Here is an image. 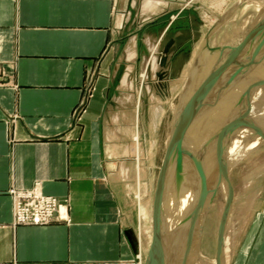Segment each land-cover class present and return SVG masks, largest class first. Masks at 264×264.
Segmentation results:
<instances>
[{
  "label": "crops",
  "instance_id": "1",
  "mask_svg": "<svg viewBox=\"0 0 264 264\" xmlns=\"http://www.w3.org/2000/svg\"><path fill=\"white\" fill-rule=\"evenodd\" d=\"M155 1L0 0V264H138L131 191L109 168L116 160L106 146L123 134L118 107L125 99L136 95L139 104L166 93L158 83L186 63V24L197 34L195 14L204 6ZM173 5L179 21L142 28L139 18ZM169 41L176 61L168 55L161 66L156 51ZM128 129H135L133 118ZM36 182L66 199L67 219L12 223L9 189ZM233 258L231 264H264V188Z\"/></svg>",
  "mask_w": 264,
  "mask_h": 264
},
{
  "label": "rangeland",
  "instance_id": "2",
  "mask_svg": "<svg viewBox=\"0 0 264 264\" xmlns=\"http://www.w3.org/2000/svg\"><path fill=\"white\" fill-rule=\"evenodd\" d=\"M184 1L189 5L190 4L189 2L191 0H184ZM202 3L204 5L202 10L203 13H201V11H198V14H195L196 19L200 23L198 25L199 27L197 34H193L190 32L191 23L189 22V20L187 21L186 24L188 28V33H187L188 39L187 41H185L186 43L183 44L186 46V50H184V52L187 53L188 55L186 63L181 64L180 65L181 67L179 66L180 69L178 66L176 68L172 66L171 76L169 77L167 74L169 80H167L164 83L162 82L160 85L158 83V88L165 89L166 93H155V95L149 96V98L146 97L140 98L139 104H137L136 102L137 101L136 95L134 100L132 99V101L130 99L127 100L125 99V102L123 104H120L121 107H118V110L120 108L122 109V115H121L123 119L122 123L125 128L123 134L118 136L117 142L119 143H116V140H114V143L113 142L107 143L106 146L107 156L109 158H113L116 160V161L109 160L108 163L109 168L120 171V174L123 176V178H125V180L128 183L127 184L128 189L131 191L127 200L131 207L129 217L132 219L133 222V230L135 231V233H137L139 237V250L136 257L138 264H160L162 262V259H159L158 256L156 257L159 260L155 259L156 258L155 254L156 253L159 254V253L158 252L155 253V248L153 246V244H155L156 242L154 239L155 238L153 232L154 225L151 216H153L152 211L156 199L155 191L158 185L157 182H160L159 177H161V176L158 177L159 170L164 157L166 145L169 140L171 141L173 140L174 142L175 148L173 150L179 151L178 153L182 155L181 153L182 149L180 148V146H181V139L183 134L181 137L178 136V131L175 129V127L177 125L176 124L177 117L178 116L180 117L183 113L182 107H184L186 103H189L191 101V99H188L189 97H183L185 101L183 100L182 102L185 105L182 103V105L180 106V97L182 95L183 86L186 80L191 79L194 80L195 82L185 92V93H189V91L191 92V90L193 91L195 89L194 86L196 85V83L202 80V78L204 77L201 76L202 74L204 75L206 72L211 71L213 75L211 80L214 81L215 79L213 78H215L216 75L218 76L219 72L222 73L220 74V76L216 77L217 79L216 81L217 83L215 82L216 85L214 83H213L214 85L210 83L211 80L209 79L210 80V82L208 81L209 88H207L208 90L206 91V93L211 94L212 92L211 90H214L211 95L213 96L214 93V95L218 96L219 93L222 91V89L223 90L227 89L226 92L224 90L223 93L226 94L231 93L228 96V99L230 98L228 100V104L229 103L236 104L238 94L242 93L241 92L243 91L242 89L244 90L248 89L247 86L248 84L252 86V87L250 86L251 92L249 91L245 97V99L247 100V101L245 100L246 105H244L243 107L236 106L237 108L240 107L239 110H237V108L233 109V106H235L234 104H232V106H230V104L229 105L227 104L228 109H226L225 112L228 113L230 111L229 108L232 107L230 108L232 109V111L230 112L232 114L235 113V115L239 113L237 115L238 117L232 118L235 115L231 114V117L229 118L227 117V119L220 121V123L222 122V124L224 123V125H226L228 122L229 124L233 123L232 133H231L233 135L238 134L239 136L240 135L244 136L246 135V132L249 130V133L246 135V137H249L250 131L255 128L254 126L256 125V119L258 118L257 113L258 111H261V107L262 105H264V97L259 95V93H261L262 91L261 89L264 87L262 83L263 81L262 77L264 75V67L260 65L259 61L256 64L255 63L256 61H254L253 57L244 58L241 57L240 55L242 52H245L246 50L247 51L249 49L251 50L252 46L257 45L261 41L262 36L264 35V0H203ZM178 8H179L178 6L173 5L171 10L167 11L165 14L162 13L161 15H157V16L155 15V17H152L149 20L144 18H139L143 26L142 28L144 29V27L146 25L148 26L149 24H151V22H153V24L158 25L161 22H163V20L164 21L169 20V22L172 21L174 22L176 20L179 21L177 17L181 10ZM182 12L184 15L190 17L188 15L187 9L182 10ZM171 28L172 30H174L173 26ZM259 28H262L260 29L261 32L258 31ZM235 49L236 51L234 52ZM237 50L239 51V53ZM176 52L177 51L174 48L170 49V51L168 49L166 53L165 64L166 62L168 63V55L173 56L172 62L176 61L174 59V55L177 54ZM156 53L159 54L158 58L157 57L156 58L158 64L160 65V55L162 53L159 49H157ZM201 55H203V57H205L206 60H204V58ZM223 55L229 57L223 60L222 63L223 66L222 65L219 66L218 59L222 58ZM136 60H137V64H140L141 61L140 46L137 50ZM248 61H250V63ZM196 64L199 65L197 66ZM251 64L254 67L253 69L250 68V66H252ZM228 65H230L229 67L232 66V68L227 69ZM255 67H258L259 70H257V68ZM250 69H252L253 72L255 73L251 72ZM201 70H202V74H199ZM256 70L259 72H257ZM223 74L226 76H224ZM138 76H141V73H139ZM220 78H223L227 83L229 82L228 83L229 85L231 84L230 82H232V85H230L232 87H230L227 83H224V85L225 84L226 85L224 86L225 88H223L221 85L222 81L221 83H219L221 80ZM261 85L263 87H260ZM237 86H239L240 89L239 87L237 88ZM234 88L239 89L240 92L239 90ZM252 94L254 96H252ZM126 95L127 93L117 94V96L119 97L122 96L126 97ZM208 98H211V96ZM136 104L137 106L139 105L138 117H136L135 114V109H137ZM187 106L188 104L185 106V108L186 111L187 110L188 111L184 112L183 115L185 116V118L180 117V121L185 119L186 122L187 121L190 122L189 119L192 117L191 114L192 110L190 109V106H188L189 108H187ZM191 108L194 109V106H192ZM206 108L208 109V111ZM205 110L210 113L209 114L206 112L208 114L206 115V118L209 115L212 116L214 112L215 114L212 117H215V115H217L216 112L218 111L216 108L212 110V106L210 107V105L205 106ZM240 110L246 111L249 115H247V117L244 114L242 115V111ZM239 115L243 117H240ZM249 116H251L252 118ZM132 118L134 119L135 122V129L134 131L131 132L129 131L128 126ZM240 121H242L243 125L241 126L243 130L248 128L246 129L247 131H245V134L240 133V131L244 132L243 130H241L242 129L241 127L240 130L235 129L237 128L238 124L240 126L241 124ZM189 122L187 124H190ZM211 123L215 124L214 121H212ZM212 124L211 125L209 124L208 126L209 127L213 126ZM258 129L259 130H255V132L253 131L254 133L251 132L252 137L254 136L253 134L255 133L257 134L260 130H262L261 127H259ZM237 131L239 133H237ZM208 132H209V128H208ZM208 132L204 134L203 137L207 135L208 138V136L210 135V132L209 133ZM233 135H230L229 133L230 138L233 137ZM111 138L112 135L107 133V139L110 140ZM234 139L237 141L236 138ZM234 139L232 141L231 138L229 140L230 142L228 141L229 144L228 142H226L227 144L224 145V151L221 153L222 155L223 154L227 155V152L229 150L228 148H230V146L232 145L231 141L233 143L235 142ZM242 141L243 140L241 139V142ZM243 144L238 145V147L235 145V143L232 145L233 149L237 148L238 152L241 151L239 154L242 155L239 156V154L236 153L237 150L236 149L233 150L235 152H233L232 157H234L236 160L234 163L232 164L229 163L226 165L227 167L226 174L224 173L223 179L217 185L216 191L212 199L210 200L209 204H207L208 207L206 208L205 214L202 219V224L200 227V236H199L200 250L196 264H201V263L205 264L206 262H208L206 264H210V263L213 264V259L216 258L217 230L225 203L226 187H225V182L223 181L225 176L230 181L231 194H230V200L228 206L226 208L225 218L223 221L222 234H221L222 249H223L222 264H231L232 260L234 259L233 258L234 253L236 249L239 247V243L243 237L244 231L247 228V223L252 215V212L259 204V198L264 188V139H260V142H257V144H254L253 146L246 148L248 150L245 149V146ZM242 146L244 147V149L242 148ZM177 147L180 148V150H178ZM239 148L240 149L242 148L243 150H240ZM183 154L185 155V153ZM214 185L211 188L212 190L214 188ZM226 247H227V251L224 250V248ZM168 248L169 247H165L164 250L165 253H168L169 250ZM160 253L161 256L164 255V253H162L161 251Z\"/></svg>",
  "mask_w": 264,
  "mask_h": 264
},
{
  "label": "bare ground",
  "instance_id": "3",
  "mask_svg": "<svg viewBox=\"0 0 264 264\" xmlns=\"http://www.w3.org/2000/svg\"><path fill=\"white\" fill-rule=\"evenodd\" d=\"M157 2L158 1L156 0L155 4ZM146 4H147V2H146ZM260 29H262V28H259L258 31L261 32ZM201 56L203 57V55H201ZM228 57L229 56L223 55L222 58H219L218 59V65L221 66L223 63V60L225 58H228ZM203 58H204V60H206L205 57H203ZM250 60H251V58H250ZM248 62L250 63V61H248ZM255 63L257 64V62H255ZM255 63H254V65H255ZM196 65L198 66L199 64H196ZM229 66L230 65H228L227 69L232 68V66L231 67H229ZM258 66H259V63H258ZM250 68L253 69L254 68L253 65L250 66ZM255 68H257V70H259L258 67H255ZM215 69H216V67H215ZM252 69H250L251 72H253ZM224 70H226V69H224ZM257 72H259V71H257ZM253 73H255V72H253ZM199 74H202V70ZM220 74H222V73L219 72L218 76H220ZM247 74H248V72H247ZM201 76L202 77L204 76V77L203 78L201 77L202 80H200L199 82L196 83V85L194 86L195 89L193 91L191 90L192 93L189 91V93L184 94V97H189L188 99H191L190 102L187 101L189 103H186V105L188 104V106H190V109L192 110V112H191L192 117L190 116L191 118L189 119L190 122L189 121L186 122L185 119L180 121V119H179V122H178L179 125L177 126V129L175 128L178 131V136L181 137L183 134L182 139H181V146H180V148L182 149V151H181L182 155L178 153L179 151L173 150L175 148V145L173 143L169 152L167 153V155L165 156V158L162 161L163 164H162V168L160 170V172H161L160 176L161 177H159L160 182H158V187L160 188V189L158 188L159 189L158 192H160V193H158V195L155 199L156 208L154 209L155 211H152L153 216H151V217L153 219L152 222L155 224L153 232H154V236H155L154 239H155L156 245L153 244V246L155 248V253L156 252L159 253V254H157V253L156 254L154 253V254H155V257L158 256L159 259H162V262H161L162 264H165V263L166 264H196L197 263V258H198L199 250H200V248H199L200 227L202 224L203 216H204L205 211H206L207 204L209 203V198H210L209 195L213 191L211 188L217 182L218 178L221 176L223 158L226 156L227 158L225 159V163L228 162V159L233 155V152H235L233 150L234 149L237 150V148L233 149L232 145L234 143L237 147H238V145H241L244 143L243 145L245 146V149H246V148L253 146L254 144H257V142H260V139H264V127H263L264 126V108H263L264 105H262V107L260 106L261 111H258V113H257L258 115L256 114L258 116V118L256 119V125L254 126L255 128L250 131V136L252 135L251 132H253V131L255 132V130H259L258 129L259 127H261L262 130H260L257 134L255 133L256 135L253 134L254 135L253 137L252 136L246 137V135L249 133V130L248 131L246 130L248 128H246V129L244 128L245 130H243V128L241 126L243 124H242V121H240V123H241L240 126L238 124L237 128H235V129L240 130V127H241L242 128L241 130H243L244 132L240 131V133L245 134V131H247L246 135H244L245 137L241 136V135L239 136L238 134L237 135L239 137L235 134L233 135V134H231L233 123L229 124V122H228L226 125H224V123L222 124V122L220 123L221 120L227 119V117L228 118L231 117L232 113L230 111H232V109H230V108H232V107L229 108L230 115H229V112L228 113L225 112V110L228 109V105L230 104V103L228 104V100L230 99V98L228 99V96L231 93H227L228 94L227 95L226 93H223L225 89L224 90L222 89L221 92L219 91L220 93L218 96L214 95V93H213V96H214L213 97L211 94L214 90H211V89L214 87H212L210 89L212 91L211 94L206 93V91L208 90L207 88H209L208 84L213 77L211 71H208L204 75L202 74ZM218 76L216 75V77H218ZM224 76H226V75H224ZM216 77L213 78L215 80L214 81L211 80L210 83H212V84L214 83L216 85V83H217ZM246 78H247V76H246ZM220 79L221 80L219 83H221V81H222L221 85L223 88H225L224 86L226 84L224 85V83H227V82H225V80L223 78H220ZM232 80H235V79H232ZM242 81H244V80H242ZM234 82H236V81H234ZM230 83H231L230 85H232V82H230ZM238 83H239V81H238ZM243 83H246V82H243ZM212 84H211V86H212ZM236 84H235V86H236ZM233 85H234V83H233ZM263 86L261 85L260 87H263ZM230 87H232V86H230ZM238 87L239 86H237V88ZM237 88H234V89H237ZM220 89H221V87H220ZM239 89H240V87H239ZM239 89H237V90H239ZM226 90H225V92H226ZM242 90H244V89H242ZM261 90L264 91V87ZM262 91H261V93H259V95L264 97V92H262ZM239 92H240V90H239ZM235 94H238V93H235ZM207 96L208 97L211 96V98H208ZM215 96H216V98H215ZM252 96H254V95L252 94ZM255 97H257V96H255ZM246 101H245V105H246ZM190 104H193V105H190ZM232 104H234V103H231L230 106H232ZM255 104H256V102H255ZM178 105H179V103H178ZM209 105H210V107L212 106V110L215 108L218 110L216 112L217 115H215V117H212L215 114V112L213 111L214 114L212 115V113H213L212 112L211 113L212 116L209 115L206 118V115H208L207 113H209V112H207L208 111L207 108H206L207 111L205 110V106H209ZM185 106L182 107L183 113L180 116L181 118H183V117L185 118V116H183L184 112L188 111V110L186 111ZM188 106H187V108H189ZM192 106H194V109L191 108ZM235 108H237V107L233 106V109H235ZM239 108H237V110H239ZM246 109H248V108H246ZM244 110H245V107H244ZM177 111H178V108H177ZM240 111H242V115L244 114L246 117H247V115H249L246 111H243V110H240ZM244 112H246L247 114ZM238 114L235 115V113H233L232 115H235V116L232 118H235V117L237 118ZM187 116H188V114H187ZM239 116L243 117L241 115H239ZM249 117H251V116H249ZM232 118H231V120H232ZM212 121H214L215 124H212L211 123ZM188 122L190 124H187ZM208 123L210 125L212 124L213 126H210L211 127L210 128L208 126L209 125ZM245 126H246V124H245ZM208 128H209L210 135L208 136V138H207V135H205L203 137V135L208 132ZM238 131H237V133H239ZM229 133H230V135H233V137H231L232 141L234 138H236L237 141L235 139H234V141H235L234 143L231 141L232 145L230 146V148H228L229 150L227 152V155H225V154L220 155V154H218V151L221 148V146L227 144L226 142H228L231 139L229 136ZM175 136H177V135H175ZM235 136H237L239 139ZM228 137H229V139H228ZM248 138H249V140H248ZM241 139L245 142H243V141L241 142ZM248 141H250V142H248ZM229 142H228V144H229ZM180 148H178V150H180ZM242 148L244 149L243 146H242ZM242 148L241 149L239 148V149L243 150ZM246 150H248V149H246ZM240 152H238V150H237L236 153L239 154ZM183 153H185V155ZM241 155L242 154H239V156H241ZM159 195H160V198H159ZM171 234H172V236H171ZM154 239H153V242H154ZM165 247H169L168 253L164 252ZM224 250L227 251V247L224 248ZM160 251L162 253H164V255L162 254L163 256L160 255L161 254ZM155 259H158V258L156 257ZM223 261H226V260H223ZM206 263H208V262H206ZM201 264H203V263H201ZM213 264H220L218 262L217 258L213 259Z\"/></svg>",
  "mask_w": 264,
  "mask_h": 264
},
{
  "label": "built area",
  "instance_id": "4",
  "mask_svg": "<svg viewBox=\"0 0 264 264\" xmlns=\"http://www.w3.org/2000/svg\"><path fill=\"white\" fill-rule=\"evenodd\" d=\"M12 223L39 225L55 219H67L66 199L41 191L36 182L29 188H11Z\"/></svg>",
  "mask_w": 264,
  "mask_h": 264
},
{
  "label": "water",
  "instance_id": "5",
  "mask_svg": "<svg viewBox=\"0 0 264 264\" xmlns=\"http://www.w3.org/2000/svg\"><path fill=\"white\" fill-rule=\"evenodd\" d=\"M170 43H171V41H169L168 43H166L165 45H164V47H161V46H159L158 47V49L161 51V55H160V65L162 66V65H164L165 64V59H166V53H167V51H168V49H169V47H170ZM236 50H234V52H235ZM238 51V50H237ZM238 53H239V51H238ZM241 57H253L254 58V60L256 61V62H260V65L261 66H263L264 67V35L262 36V39H261V41L257 44V45H255V46H252V49L250 50H246L245 52H242L241 54ZM163 71H158L157 73H156V75L158 76V78L159 79H161L162 77H163ZM263 81H262V83H263V85H264V75H263ZM195 82H194V80H191V79H187L186 80V82H185V84H184V86H183V90H182V95H181V97H180V106L182 105V101H183V97H184V94H185V92L194 84ZM248 86V89H246V90H243L242 91V93H239L238 94V97H237V101H236V104H235V106H241V107H243L244 105H245V96L248 94V92L250 91V84H248L247 85ZM179 112H180V110H179ZM179 119H180V117L178 116L177 117V122H176V129H177V126H178V122H179ZM173 140L171 141V140H169L168 141V143H167V145H166V149H165V153H164V157H163V159L165 158V156L167 155V153L169 152V150H170V148H171V146L173 145ZM224 151V145H222L221 146V148L219 149V151H218V154H221L222 152ZM233 156V155H232ZM230 157L229 158V160H228V162H226L225 163V159H226V157L225 158H223V161H222V170H221V176L218 178V180H217V182L215 183V185H214V188H213V191H212V193H211V195H210V198H209V202H210V200L212 199V197H213V195H214V193H215V191H216V188H217V185L219 184V182L223 179V175H224V173L226 174V165L227 164H232V163H234L235 162V158L234 157ZM163 161V160H162ZM224 163V164H223ZM162 164H163V162L161 163V166H160V170H161V168H162ZM225 165V166H224ZM160 170H159V175H158V177L160 176ZM158 181V180H157ZM224 182H225V187H226V192H225V203H224V207H223V211H222V214H221V217H220V220H219V224H218V230H217V240H216V258L218 259V262L220 263V264H222V236H221V234H222V228H223V221H224V218H225V212H226V208H227V206H228V203H229V200H230V194H231V184H230V181H229V179L225 176L224 177V180H223ZM157 184H158V182H157ZM159 187H158V185H157V188H156V191H155V198L157 197V195H158V191H159V189H158ZM209 204V203H208ZM156 204H154V207H153V211H155L154 209L156 208V206H155ZM207 207H208V205H207ZM206 207V208H207ZM153 225L155 226V224L153 223ZM154 231V230H153ZM151 248V247H150ZM151 252H152V250H151Z\"/></svg>",
  "mask_w": 264,
  "mask_h": 264
}]
</instances>
